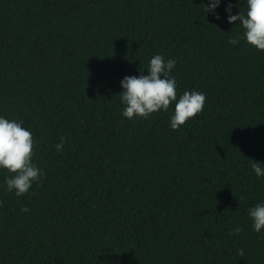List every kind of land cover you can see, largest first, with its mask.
<instances>
[{"label":"trees","instance_id":"1","mask_svg":"<svg viewBox=\"0 0 264 264\" xmlns=\"http://www.w3.org/2000/svg\"><path fill=\"white\" fill-rule=\"evenodd\" d=\"M206 3L0 0V115L33 133L44 173L17 197L0 172V264H264L248 216L264 201V51L227 22L245 0L219 20ZM156 54L176 60L177 98H207L179 130L174 105L121 114V80Z\"/></svg>","mask_w":264,"mask_h":264},{"label":"clouds","instance_id":"2","mask_svg":"<svg viewBox=\"0 0 264 264\" xmlns=\"http://www.w3.org/2000/svg\"><path fill=\"white\" fill-rule=\"evenodd\" d=\"M224 0H207L205 11L207 17L214 15L221 19L218 9ZM232 4L227 3L225 12L229 24L242 27L244 40L258 51H264V0H245V11L233 14ZM229 43L239 44V39ZM176 60L166 59L160 54L154 55L145 70L139 76H126L121 80L123 91L119 94L124 105L122 116L127 119H147L152 114L169 111L174 105L170 127L179 130L182 126L204 110L206 95L200 91H184L177 98V80L173 76ZM64 138L56 145L57 152L64 148ZM34 139L33 133L24 126L23 121L9 119L0 115V172H7L4 185L6 191L17 197L26 195L34 183L43 178V171L33 163ZM250 167L257 178H264V163L251 160ZM27 207L22 212H28ZM248 216L252 221V229L260 234L264 230V201L258 202L248 209ZM235 233L242 231L237 227Z\"/></svg>","mask_w":264,"mask_h":264}]
</instances>
